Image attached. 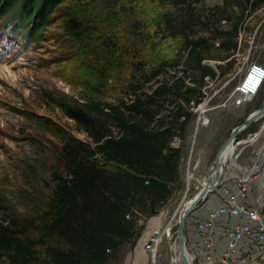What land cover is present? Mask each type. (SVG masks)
I'll return each instance as SVG.
<instances>
[{
    "label": "trees",
    "instance_id": "trees-1",
    "mask_svg": "<svg viewBox=\"0 0 264 264\" xmlns=\"http://www.w3.org/2000/svg\"><path fill=\"white\" fill-rule=\"evenodd\" d=\"M18 1L0 0V16ZM69 1L75 5L63 30L84 57L86 81L97 89L73 105L45 95L94 147L61 140L54 188L42 214L0 224V264H111L117 259L135 239L140 214H158L175 193L183 156L172 144L184 138L193 120L191 109L201 104V88L233 68L232 60L227 68L217 66L219 72L203 64L217 59L207 53L213 47L208 40L192 35L201 18L193 6L202 0H24L21 18L30 36L40 33L42 39L51 16ZM242 1L253 11L264 5V0ZM229 5L226 0L224 13ZM151 25L157 27L152 33ZM237 34L238 23L222 33L219 47L226 55L219 61L237 50ZM160 36L176 51L173 67L185 58L183 70L197 86L178 78L144 93L146 53L159 46L155 39ZM160 66L164 70L167 63ZM112 89L115 101H106L103 91ZM168 103L175 106L164 116Z\"/></svg>",
    "mask_w": 264,
    "mask_h": 264
},
{
    "label": "rangeland",
    "instance_id": "rangeland-1",
    "mask_svg": "<svg viewBox=\"0 0 264 264\" xmlns=\"http://www.w3.org/2000/svg\"><path fill=\"white\" fill-rule=\"evenodd\" d=\"M225 2L194 3L195 15L201 18L193 27L192 35L196 40H208L213 46L207 53L217 60H205L204 65L217 70V66L227 68L232 60L233 68L226 77L205 83L201 88V106L191 109L193 120L184 138L177 137L172 144L182 150L183 156L173 197L158 214L151 215L149 210L140 214L135 239L121 249L111 264H126L156 227L163 230L158 264H182L176 233L184 207L202 189L206 172L233 129L264 104L263 87L260 94L244 106L235 105L237 88L248 68L254 63L264 66V5L253 11L242 0H228L230 5L224 13ZM74 5V1H69L57 9L39 41L27 37L28 27L17 23L16 12L0 20V69L6 70L0 72V224L4 219H29L42 214L54 188L52 173L58 168L57 153L62 139L73 138L94 147L76 123L45 95L73 105L94 95L90 90L97 89L95 82L86 81L87 75L81 68L84 57H80V50L72 47L63 30L64 18ZM237 23L238 48L231 52L229 59L219 61L226 55L219 47L222 33L232 30ZM155 30L157 27L151 25V33ZM155 40L159 46L146 53L144 93L150 95L159 85L172 84L178 78L185 79L188 86H197L192 74L183 70L185 58L179 66L173 67L177 55L170 48V41L161 36ZM10 55L14 56L8 60ZM163 63L167 66L160 70ZM113 89L103 91L106 101H115L117 92ZM174 106L168 103L163 115L169 116ZM204 118L208 119L206 124L202 123ZM257 135V142L242 145L240 149L259 150L264 141V118L238 141L248 142ZM190 253L193 264H198L191 250ZM241 257L235 264H264L262 257L248 260L245 254Z\"/></svg>",
    "mask_w": 264,
    "mask_h": 264
},
{
    "label": "built area",
    "instance_id": "built-area-1",
    "mask_svg": "<svg viewBox=\"0 0 264 264\" xmlns=\"http://www.w3.org/2000/svg\"><path fill=\"white\" fill-rule=\"evenodd\" d=\"M263 87L264 66L258 63L251 64L237 88L238 98L235 105L237 107L244 106L252 98L260 94ZM206 120L208 122L207 118ZM257 157L258 159L237 177V191L233 192L224 185L220 189L224 197L222 204L218 209L211 211L207 219L197 226L198 231L206 235L203 246L198 252L199 256L204 259V264L237 263L238 248L244 241H248L254 246L250 255L246 256L247 260L255 257L264 259V199H258L252 207L240 201V199L247 198L250 184L262 171L260 159L264 160V143L258 150ZM223 218L238 219L240 222L234 224L226 231V251L220 261L217 262L215 259L216 241L214 233L218 221ZM161 234V228L156 227L145 240L143 244V250L147 256L145 264L159 263Z\"/></svg>",
    "mask_w": 264,
    "mask_h": 264
},
{
    "label": "crops",
    "instance_id": "crops-1",
    "mask_svg": "<svg viewBox=\"0 0 264 264\" xmlns=\"http://www.w3.org/2000/svg\"><path fill=\"white\" fill-rule=\"evenodd\" d=\"M258 138L259 135L250 139L248 142H245L244 145L249 143H255L257 142ZM257 152L258 151L255 152L253 150L249 152L246 151L244 148L241 149L239 148V150L237 151L239 155L235 162V165L238 169L232 168L230 171H228L227 176L231 179L225 184V187L231 189L233 192L237 191V186H236L237 177L240 176L245 171V169L249 168L258 159ZM260 162L262 163V171L260 172L259 176L255 180H253V182L250 184L247 198L240 199L242 203H245L250 207L254 206L258 199L261 200L264 199V160L260 159ZM223 198L224 197L222 194V190L214 192L212 195L208 197V199L198 210V212H196L190 218V221L188 223V227L186 230L188 247L190 248L191 252L196 256V263L198 264H204V259L199 256L198 252L199 249L203 246V242L206 238V235L204 233L199 232L197 226L199 223H202L207 219L211 211L216 210L220 207ZM238 222H240V220L229 219V218H223L218 221L214 233V239L216 241L215 259L217 262L220 261L222 255L226 251V243H227L226 231ZM253 249L254 246L248 241L242 242L239 245L237 252L238 261L241 260L242 258L241 256H243L244 254L246 259V256L250 255ZM146 260H147V256L142 247L141 249H138L133 256H130L128 258L126 264H145Z\"/></svg>",
    "mask_w": 264,
    "mask_h": 264
},
{
    "label": "water",
    "instance_id": "water-1",
    "mask_svg": "<svg viewBox=\"0 0 264 264\" xmlns=\"http://www.w3.org/2000/svg\"><path fill=\"white\" fill-rule=\"evenodd\" d=\"M264 118V104L261 108L250 114L243 124L233 129L227 140L223 143L216 154L213 163L205 174L206 184L199 194L194 198L191 205L180 216L177 228V247L182 264H193L194 258L190 257V250L186 238V230L190 218L198 212L208 197L219 191L231 178L227 176L232 168L238 169L235 165L239 155L237 151L245 144V141H238L239 137L246 133L254 124ZM216 177L212 178V173Z\"/></svg>",
    "mask_w": 264,
    "mask_h": 264
},
{
    "label": "bare ground",
    "instance_id": "bare-ground-1",
    "mask_svg": "<svg viewBox=\"0 0 264 264\" xmlns=\"http://www.w3.org/2000/svg\"><path fill=\"white\" fill-rule=\"evenodd\" d=\"M1 71H6V70H4V69H0V72ZM202 120V123L203 124H206L207 123V120H206V118H204V119H201ZM216 177V173H212V178L214 179ZM205 178V177H204ZM206 179V178H205ZM205 184H206V181H205V183H202V185H201V187H202V189H203V187L205 186ZM201 189V190H202ZM200 190V191H201ZM199 194V193H198ZM197 196V195H196ZM196 196L194 197V198H196ZM194 198L192 199V200H190L187 204H186V206L184 207V210H183V212H182V214L185 212V210L191 205V203H192V201L194 200ZM181 214V215H182ZM162 237H163V230H162V234L160 235V245H161V241H162ZM179 254V253H178ZM180 257V256H179ZM190 257L192 258V256L190 255Z\"/></svg>",
    "mask_w": 264,
    "mask_h": 264
}]
</instances>
